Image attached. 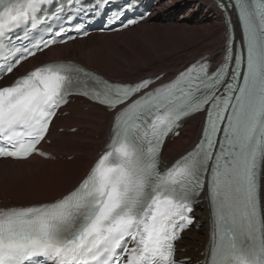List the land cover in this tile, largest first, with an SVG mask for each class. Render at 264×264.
<instances>
[{
    "label": "snow or ice",
    "instance_id": "6c2138e0",
    "mask_svg": "<svg viewBox=\"0 0 264 264\" xmlns=\"http://www.w3.org/2000/svg\"><path fill=\"white\" fill-rule=\"evenodd\" d=\"M220 6L227 31L219 62L205 56L171 78L115 82L54 61L0 86V158L46 157L42 147L73 97L112 116L104 150L76 186L47 203L0 209V264H191L176 260L175 241L200 199L211 221L205 264H264V0ZM52 7L0 0V44L73 10H95L86 0ZM64 31L20 53L8 48L12 59L0 75L62 42ZM196 115L203 116L197 143L161 170L165 139Z\"/></svg>",
    "mask_w": 264,
    "mask_h": 264
},
{
    "label": "bare ground",
    "instance_id": "6f19581e",
    "mask_svg": "<svg viewBox=\"0 0 264 264\" xmlns=\"http://www.w3.org/2000/svg\"><path fill=\"white\" fill-rule=\"evenodd\" d=\"M214 1L215 0H158V4L153 10V14L145 22H142L127 31H123L117 34L89 36L86 39L75 40L74 42H70L62 46L49 48L24 63L12 78L17 75H21L27 70L32 69L33 67L38 66L42 63L67 59L75 61L87 67L88 69L95 71L98 74L116 79L120 82H134L138 81L141 78L155 77L159 74H163V76L171 78L175 73L179 72L193 60L202 57L204 53L210 54V56L214 58V61L219 62L224 54L226 29L223 25V19L220 18V14L215 10L213 6ZM188 8L189 11L186 12V14H183L184 11H186V9ZM176 14L180 15V18L177 20L180 25H190L189 27H192L194 25L203 27L208 26V29L210 30L205 36H202V39H200L199 41L197 40L199 43L192 45L186 50L184 57L170 59L164 64L156 66L153 69L151 68L150 70H148V72H146L145 69L141 72H137L138 69H129L133 68V66L131 67L127 63L126 68H123L110 58L102 56V52L93 51L91 45L87 44L91 41H95V43L96 41H102L104 43L106 42L105 45L108 44L107 42H112L113 40L121 39L122 41H124L125 36L128 33L133 32L138 28L141 29L142 26L147 23L150 18L161 19L163 17V19L161 20H167L171 19L172 15ZM218 21L220 22V26L215 27L217 26ZM196 22L199 23L196 24ZM236 32L238 33V29ZM237 33L236 35L238 36ZM106 47L107 46H105V48ZM69 50L72 51L71 54H69ZM109 52L111 51L109 50ZM12 78H10V80ZM121 78L123 80H120ZM78 102L79 101H76V103L71 106L69 116L60 117L56 119L55 123L53 124L55 128H77L78 132L74 134L64 133L61 135H57L56 139H59L61 137L60 141L53 140L50 146L46 147L51 152H54L57 155H73V162L70 164V166H66V175L63 174L62 179H64L65 183L60 186L59 189L53 190L52 193L48 196L29 198L27 196L30 193L24 195V191L21 188L19 190L20 192H16L17 188H12L9 185V182H12L13 179H16L17 177H19V175L25 173V171L28 169H34L32 170V172L34 173L37 171L43 172L45 168L51 166L52 162H43L36 158H30L26 161L17 162L0 160V199L5 204L10 202V204L14 206H25L47 203L54 200L55 198L60 197L62 194L72 189L85 174L92 161L96 158L99 146L105 143V140L108 136L112 116L99 106L89 104L88 102H85L81 106ZM84 107L88 108L87 111H82V108ZM202 124L203 116L197 115L190 118L189 120H187L186 126L182 130L181 135L178 138L174 139L172 142H168L165 145L162 152V159L165 167L168 166L174 159L178 158L192 148L193 144L200 135ZM96 133V138L98 140H94V134ZM59 163L62 162L59 161ZM24 166H26V168H21ZM54 171L56 172V170ZM50 172L49 174H51ZM35 176L36 178H38L37 175ZM26 188H28V186ZM41 195L42 194H40V196ZM206 206V204H202L203 209L195 213L199 217V220L204 219V224L202 226L203 228H205V233H198L201 231L202 227L198 232L194 230H188L183 235L184 239L181 241L179 246L180 248L185 250L184 253L179 255L180 258H191V264H196V262L201 261L203 258L201 253H204L206 249L208 226V212L206 210Z\"/></svg>",
    "mask_w": 264,
    "mask_h": 264
},
{
    "label": "rangeland",
    "instance_id": "374dc122",
    "mask_svg": "<svg viewBox=\"0 0 264 264\" xmlns=\"http://www.w3.org/2000/svg\"><path fill=\"white\" fill-rule=\"evenodd\" d=\"M188 11L189 8L186 9L183 14H186V12ZM179 18L180 15H177V18L175 17V21L173 20L174 22H169L170 19L161 20L157 18L155 22L151 21L147 24H144L141 29L138 28L135 31L128 33L125 36L124 41L118 39L113 40L112 42H107L110 46L108 44L105 45L106 42L104 43L102 41V43L99 41H96V43L95 41H91L87 44L91 45L93 51L102 52V56L110 58L123 68H126V65L129 64L131 67L133 66V68L129 69H138L137 72L144 71L145 69V71L148 72V70H150L151 68L153 69L156 66L164 64L170 59L184 57L186 50L192 45L199 43L198 41L202 39V36H205L210 30L208 29V26L203 27L194 25L192 27H189L190 25H180L179 22H177ZM218 26H220L219 21L217 22V26L215 27ZM104 45L107 47L105 48ZM109 50L111 52H109ZM71 52L72 51L69 50V54H71ZM120 80L123 79L121 78ZM84 109L86 110L87 108ZM66 129L68 128L66 127ZM96 137L97 133L94 134V140H98ZM60 139L61 137L59 139H56L55 137L54 140L60 141ZM72 162L73 159L70 162L65 161V163H59V161H56L55 163H51V166L45 168V170L43 171L44 173L41 171H37L38 173H34L32 172V170L34 169H28L25 171V173L19 175V177H17L16 179H13L12 182H9V185L12 188H17L16 192H20L19 190L21 188L24 191V195L30 193L27 196L29 198L48 196L52 193L53 190L59 189L60 186L65 183L64 179H62L63 174H65L66 166H70ZM21 168H26V166ZM53 169L56 170V172ZM49 172L51 174H49ZM35 175H37L38 178H36ZM31 185L36 186L32 187ZM27 186L28 188H26ZM39 193L43 196H40ZM198 233L203 234L201 231Z\"/></svg>",
    "mask_w": 264,
    "mask_h": 264
}]
</instances>
